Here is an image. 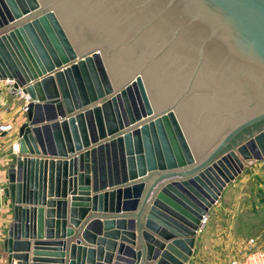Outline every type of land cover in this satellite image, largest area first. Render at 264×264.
I'll return each instance as SVG.
<instances>
[{
  "label": "water",
  "instance_id": "1",
  "mask_svg": "<svg viewBox=\"0 0 264 264\" xmlns=\"http://www.w3.org/2000/svg\"><path fill=\"white\" fill-rule=\"evenodd\" d=\"M0 80L28 96L8 264L43 235L34 262L185 264L264 160V0H0Z\"/></svg>",
  "mask_w": 264,
  "mask_h": 264
},
{
  "label": "rangeland",
  "instance_id": "2",
  "mask_svg": "<svg viewBox=\"0 0 264 264\" xmlns=\"http://www.w3.org/2000/svg\"><path fill=\"white\" fill-rule=\"evenodd\" d=\"M8 96L17 97L16 103L25 113V98L17 91L7 94L6 102H12ZM200 230L199 236L207 245L201 264H219L234 257L250 238L257 247L264 248V160L245 165L227 185L217 205L211 206Z\"/></svg>",
  "mask_w": 264,
  "mask_h": 264
},
{
  "label": "crops",
  "instance_id": "3",
  "mask_svg": "<svg viewBox=\"0 0 264 264\" xmlns=\"http://www.w3.org/2000/svg\"><path fill=\"white\" fill-rule=\"evenodd\" d=\"M10 93H11L10 88L8 87L6 81L0 80V124L10 122L14 126V129L10 132H0V264H8L6 261L7 253L4 252L3 249V241L6 237V230L8 228V225L11 221V208L9 205V200L3 195L2 188L6 184L7 169L11 165V163L14 162V158L17 153L12 148V145L17 143V139H18L17 129L19 125L25 120V113L22 112V110L20 109V105L16 103L17 97L8 96L11 98L12 102H6L8 101L7 94L9 95ZM226 188L223 190V192L226 190ZM221 196L219 197V199L221 198ZM218 200L214 203V205H217ZM199 231L201 232V230ZM199 231H197L196 241L193 247L192 255L185 264H201L205 260V257L207 255L206 252L207 245L202 235L199 236ZM28 240L30 241V246L27 250L28 264H54L52 262L53 257L48 255H41L37 257L38 258L37 261L35 262L32 261V258H34L33 252L36 249L35 248L36 246L33 245V242L35 240L47 241L51 239H47L43 235L38 239L29 238ZM82 243L84 242L82 241ZM38 246H39L38 248L41 250L49 251L51 249V247L49 246H44V245L42 246L38 245ZM244 249L242 248L241 251L243 252ZM241 251L240 253L239 252L236 253L235 256H240L242 254ZM105 252L107 253V251H104V253ZM111 254L112 255L109 261L106 260L104 257H101L100 259L95 257L92 264H114L116 262L117 248ZM67 261H68V247L65 249V254L62 257L61 264H67ZM16 263L17 261H13V264Z\"/></svg>",
  "mask_w": 264,
  "mask_h": 264
},
{
  "label": "built area",
  "instance_id": "4",
  "mask_svg": "<svg viewBox=\"0 0 264 264\" xmlns=\"http://www.w3.org/2000/svg\"><path fill=\"white\" fill-rule=\"evenodd\" d=\"M6 81L8 87L10 88L12 80ZM21 96L26 100L25 105L28 101V96L23 94L21 91H18ZM23 107L25 110L26 107ZM14 129V126L10 122L0 124V132H10ZM12 148L17 152V143L12 145ZM220 264H264V248L257 247L256 242L253 238L248 239L245 244V249L240 256H234L226 259Z\"/></svg>",
  "mask_w": 264,
  "mask_h": 264
},
{
  "label": "flooded vegetation",
  "instance_id": "5",
  "mask_svg": "<svg viewBox=\"0 0 264 264\" xmlns=\"http://www.w3.org/2000/svg\"><path fill=\"white\" fill-rule=\"evenodd\" d=\"M246 140H247V139H246ZM246 140H245V141H246ZM245 141H243V142H245ZM243 142H242V143H243ZM240 144H241V143H240ZM237 146H238V145H237ZM237 146H236V147H237ZM231 149H232V148H231ZM229 150H230V149H229Z\"/></svg>",
  "mask_w": 264,
  "mask_h": 264
}]
</instances>
